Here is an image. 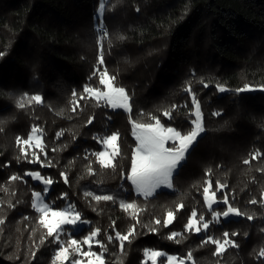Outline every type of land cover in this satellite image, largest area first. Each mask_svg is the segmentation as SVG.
<instances>
[{
	"label": "trees",
	"instance_id": "1",
	"mask_svg": "<svg viewBox=\"0 0 264 264\" xmlns=\"http://www.w3.org/2000/svg\"><path fill=\"white\" fill-rule=\"evenodd\" d=\"M102 2L107 36L99 65L95 23ZM0 52V264H56L60 240L67 245L74 238L86 250L83 239L96 229L99 243L91 250L104 264H149L148 249L190 257L187 264H264V0H0ZM100 71L125 88L130 112L84 93L86 84L103 90ZM245 84L254 90L236 91ZM32 95L41 103L21 99ZM192 95L205 131L174 172L172 189L139 196L120 178L135 147L131 120L155 116L186 133ZM33 127L41 130L42 147L21 153L17 137L26 140ZM112 132L119 133L120 154L105 169L94 153ZM33 171L52 181L45 196L51 207L71 203L88 225L47 236L32 204L34 191L44 189ZM208 185L212 191L223 185L216 198L227 195L241 215L190 232L192 210L197 219H212L203 201ZM122 202L136 208L125 211ZM168 211L174 220L164 227ZM225 231L238 247L217 253L207 237L222 241ZM130 232L129 240L117 239Z\"/></svg>",
	"mask_w": 264,
	"mask_h": 264
},
{
	"label": "snow or ice",
	"instance_id": "2",
	"mask_svg": "<svg viewBox=\"0 0 264 264\" xmlns=\"http://www.w3.org/2000/svg\"><path fill=\"white\" fill-rule=\"evenodd\" d=\"M104 30L101 28L99 30V35L103 34ZM4 53L0 52V56H3ZM103 54L101 53V58L99 59V65H103ZM95 75V73H93ZM115 77L109 76L106 71L99 72L98 83L103 87L101 90L100 87H92L86 84L83 88L84 93L89 97L95 99L98 104L99 102H104L111 109H123L125 112H130V98L126 94L124 87H119L114 85ZM204 87H209L208 84H204ZM218 91L224 92L225 88L218 85ZM249 90V85L245 84L243 88H239L237 92H244ZM185 91L191 92V89H186ZM74 95H77L74 92ZM27 99L29 103L35 101L36 104L41 103L40 95H32L31 97H22ZM18 107L23 108L24 103L17 102ZM191 104L193 111L191 116H194V119H190L191 129L186 133H183L180 130H177L176 127L165 126L161 119H157L155 116L151 117V121L154 122H137L131 120V134L135 139V147L131 150L130 157V167L122 168L120 171L121 180H126L130 182L135 193L139 196L152 197L157 190L162 187H167L171 189L173 187V176L174 170L178 168L186 158L185 154L189 151L190 147L193 146L194 142L197 141L199 135L205 131V128L202 124V113L201 106L198 102L195 95H192ZM213 115H220L219 112L213 113ZM165 117H170V113L165 112ZM92 121L90 120L89 123ZM40 133L41 130L37 127H33L31 134L26 140L21 141L20 137H17V143H22L23 145H31L34 141L37 147L40 146ZM119 133L112 132L110 135H106L102 143L105 147V151H97L94 153L98 163L105 169L113 168V160L120 154L117 147ZM110 149V151H108ZM21 153L25 152V148L21 147ZM260 153L254 154V158L259 157ZM35 162V161H32ZM248 163V161H245ZM32 178L36 181L42 179L41 175L37 172L30 173ZM63 175V173H61ZM45 185L52 184L51 180L45 179ZM223 185H217L216 190L212 191L210 186L203 188V201L207 209L211 213L212 219L206 221L204 215H199L197 218V211L194 209L191 211V214L185 225V229L195 233H200L202 230H207L210 227V224L213 222L219 223L220 218L227 219L231 214L236 216L241 215L237 208L231 206L229 203L228 196L225 195L222 201L215 199L217 193L223 189ZM90 194V193H89ZM98 198L96 201H112L114 197L112 195H96ZM40 193H34L33 207L35 210L40 213L39 223L47 230V236L52 237L54 233H58L62 230V226H75L81 220V214L69 205L66 210H52L49 204L44 203L39 200ZM217 203H223L226 205L224 211H214L213 205ZM255 203V201H252ZM120 207L125 211L129 209L134 210L136 208L135 203H121ZM249 220L252 219L251 216L248 217ZM174 220V214L172 211L166 213L165 218L163 219V226L167 227L172 224ZM87 223V221H84ZM156 224H161V221L157 219ZM155 231V229H152ZM99 229L91 231L90 235L85 236L83 239V244L88 245L89 248L92 247L91 241L97 237ZM129 235H121L117 233V239L121 242L129 240ZM237 233L233 232L231 235L235 236ZM179 233H172L168 239L172 240L174 237L178 236ZM224 243L222 244L219 239L213 238L212 236L207 237L206 243L214 244L217 248L222 247L224 249L225 245L232 244L234 247H238L231 240L227 239L229 233L224 232ZM112 238L109 237V240ZM99 243V242H97ZM80 242L76 239H69L68 248H71L73 252L81 253V248L79 246ZM68 248L60 247V250L56 252V258L61 261V264L64 260H68ZM217 253L221 251H216ZM84 257L89 258L88 264H104V261L101 259L100 255L92 251H84L81 253ZM145 256H148L152 260V264H156V258L162 256L163 253L159 251H148L145 250ZM261 256H264V250L260 252ZM94 257V260L91 258ZM176 260V257L169 255L167 257L168 264H173V261ZM72 264H81L80 260H74ZM179 264H184V261H180Z\"/></svg>",
	"mask_w": 264,
	"mask_h": 264
},
{
	"label": "rangeland",
	"instance_id": "3",
	"mask_svg": "<svg viewBox=\"0 0 264 264\" xmlns=\"http://www.w3.org/2000/svg\"><path fill=\"white\" fill-rule=\"evenodd\" d=\"M103 6H104V3L102 2V4H101V7H100V9H99V11H98V13H97V16H98V20L96 21V23H95V28H96V31H97V35H98V45H99V50H98V58L100 59L101 58V53H102V51H101V39H102V37L104 36H107V33H106V30L103 28V30H104V32H103V34H101V35H99L98 33H99V30L101 29V27L100 26H102V21H101V11L103 10ZM103 27V26H102ZM101 52V53H100ZM100 72H103V71H100ZM249 90H254L253 88H251V87H249ZM104 103V102H103ZM105 104V103H104ZM172 127V126H171ZM32 130V129H31ZM31 134V132L29 133V135ZM105 137H101L100 138V143L102 144V149L100 150V151H105V147H104V145H103V143H102V141H103V139H104ZM40 141H41V144H40V146L39 147H37L36 145H35V142L33 141L32 143H31V145H23L22 143V147H24L25 148V151L26 150H31V149H40L41 147H42V139H41V133H40ZM117 147H118V145H117ZM191 148V147H190ZM108 151H110V149H108ZM185 156H186V154H185ZM179 166V165H178ZM176 171V169L174 170V172ZM33 172H37V171H33ZM30 173H32V172H30ZM29 173V174H30ZM38 173V172H37ZM42 177V176H41ZM34 180V179H33ZM44 178L42 177V179L41 180H39V181H36V180H34V181H36V182H40L42 185H43V187H44V189H43V191L42 192H40V191H34V193H36V192H39L40 193V197H39V200L40 201H42V202H44V203H47L48 204V202L47 201H45V196L47 195V192H48V190H49V188H50V186H51V184L50 185H45L44 184ZM209 186V185H208ZM173 188V187H172ZM171 188V189H172ZM161 189H168L167 187H162ZM160 190V189H159ZM158 191V190H157ZM34 193H33V197H32V204H33V200H34ZM215 199L216 200H218V201H222V200H219V199H217L216 197H215ZM218 204V203H217ZM217 204H214L213 205V207L215 206V205H217ZM69 205H71L73 208H74V206L71 204V203H66L63 207H61V208H53V207H51L50 205V207L52 208V210H56V211H60V210H66L67 208H68V206ZM75 209V208H74ZM76 211V210H75ZM214 211H217V210H214ZM231 217H233V218H235V217H237L235 214H231L228 218H231ZM227 218V219H228ZM197 219V218H196ZM198 220V219H197ZM222 220H225V218H220V221H222ZM84 221H87V220H85V219H81L79 222H78V224L77 225H75V226H70V225H68V226H62V230L60 231V232H58V233H55V238L56 239H58L59 238V235L64 231L67 235H69L72 231H76V230H79L81 227H83V226H85V225H88V221H87V223H84ZM205 230H202L201 232H204ZM200 232V233H201ZM88 235H90V234H88ZM87 235V236H88ZM69 239H74V238H69ZM69 239H68V241H69ZM68 241H67V245H63V242H62V240H60V244H61V246L60 247H65V248H68ZM98 241L96 240V237L91 241V244L92 245H95V244H98L97 243ZM222 244L224 243V240H222V241H220ZM230 245H232V244H228V245H225L224 246V249L227 247V246H230ZM79 246H80V248H81V253L82 252H84V251H92V252H94V253H96L97 255H100L101 256V259L103 260V258H102V254L100 253V252H95V251H93V250H91V248H89V246L88 245H85V247H86V250H84V249H82V244L80 243L79 244ZM222 247H220V248H217L216 249V251H223L224 250ZM60 250V248L56 251V252H58ZM262 250H264V248L262 249ZM148 251H159V252H162L163 253V255H162V257H165V264H168V261H167V257L169 256V255H172V256H174V257H176V260H174L173 261V264H179V262L180 261H184V264H187L188 262H191L192 260H191V258L190 257H185V258H178L177 257V255H175V254H168V253H166V252H164L163 250H153V249H148ZM81 253H76V252H73L72 251V249L71 248H68V257H69V259L68 260H64L63 262H62V264L64 263V262H66V261H68L70 264H72V262L74 261V260H80L81 261V264H88V261H89V258H87V257H84ZM261 256V255H260ZM159 257H161V256H159ZM159 257H157L156 258V264H158L157 263V260H158V258ZM261 257H264V256H261ZM92 260H94V257H92L91 258ZM54 260H55V262H56V264H61V261L60 260H58L57 258H56V253H55V255H54ZM144 263H149V264H152V260L148 257V256H144Z\"/></svg>",
	"mask_w": 264,
	"mask_h": 264
},
{
	"label": "built area",
	"instance_id": "4",
	"mask_svg": "<svg viewBox=\"0 0 264 264\" xmlns=\"http://www.w3.org/2000/svg\"><path fill=\"white\" fill-rule=\"evenodd\" d=\"M98 17V16H97ZM101 28H103L102 26H100ZM101 53V52H100Z\"/></svg>",
	"mask_w": 264,
	"mask_h": 264
}]
</instances>
